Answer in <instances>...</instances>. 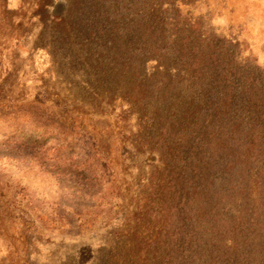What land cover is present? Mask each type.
I'll return each instance as SVG.
<instances>
[{
    "label": "rangeland",
    "instance_id": "374dc122",
    "mask_svg": "<svg viewBox=\"0 0 264 264\" xmlns=\"http://www.w3.org/2000/svg\"><path fill=\"white\" fill-rule=\"evenodd\" d=\"M186 1L181 32L197 24L187 30L205 51L206 39H237L244 63L251 55L264 67V0ZM88 3L0 0V262L6 264H93L105 243L127 235L125 220L135 225L145 180L154 174L150 161L162 153L140 145L136 114L120 120L128 105L100 83L111 65L101 68L88 59L87 46L69 38L84 41ZM70 25L74 35L66 32Z\"/></svg>",
    "mask_w": 264,
    "mask_h": 264
},
{
    "label": "trees",
    "instance_id": "16d2710c",
    "mask_svg": "<svg viewBox=\"0 0 264 264\" xmlns=\"http://www.w3.org/2000/svg\"><path fill=\"white\" fill-rule=\"evenodd\" d=\"M188 3L89 0L84 41L69 35L111 65L100 83L128 105L120 120L136 114L140 145L162 152L135 225L93 264H264V67L244 63L237 39L205 51L197 24L181 32Z\"/></svg>",
    "mask_w": 264,
    "mask_h": 264
}]
</instances>
